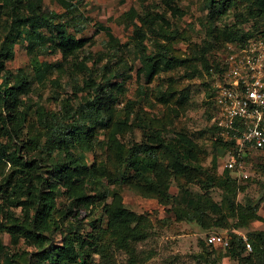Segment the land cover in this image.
<instances>
[{"label": "trees", "instance_id": "16d2710c", "mask_svg": "<svg viewBox=\"0 0 264 264\" xmlns=\"http://www.w3.org/2000/svg\"><path fill=\"white\" fill-rule=\"evenodd\" d=\"M58 1L65 9L64 13L46 8L45 0H0V163H10L9 172L0 180V255L6 247L2 239L5 232L10 234L15 244L24 239L36 245L39 249L35 257L42 262L40 264H87L86 256L91 255L89 251L100 250V239L108 232L123 244L144 238L149 219L125 206L118 190L125 183L144 194L158 193L162 199L173 203L178 219L194 221L202 227L249 228L254 221L264 223L258 202L246 195L242 200L238 199L245 185L239 182L232 169L224 168V176L220 179L211 169L202 171L200 150L187 133L179 131L174 141H167L159 129H155V133L149 135V142H136L126 147L118 138V133L130 125L129 119H117V104L126 93L125 82L112 81L106 72L98 79L93 68H89L85 61H78L86 39L78 37L77 33L85 29L89 18L78 10L79 0ZM211 2L214 9L210 19L213 20V16L225 13L237 0ZM144 9L142 22L155 36L156 50H148L144 42L145 33L138 27L133 41L142 63L139 72L151 80L161 70L181 64L182 59L172 56L173 49L168 45L179 37L180 31L171 29L166 14L170 11L174 16H181L183 12L175 0L153 2L144 5ZM129 14H133V21L139 15L135 7L126 12L127 16ZM243 17V22L253 20V30L244 32L238 23L223 29L212 28L210 33L214 40L211 46L215 43L225 47L228 42L242 46L250 37L262 32L264 0H250ZM100 29L107 33L115 49L122 46L110 26L100 25ZM161 39L165 41L161 42ZM19 43L27 44L34 77L41 82L46 80L53 68L65 67V61L70 59H76L75 63H71L84 75V84L76 83V91L85 93L81 96L75 93L74 96L79 98L76 103H70L69 98L64 99L62 109L58 111L37 105L35 119L28 123L29 129L25 133L30 117L26 108L30 105L22 96L32 91V82L24 68L13 73L6 67ZM52 51H60L63 60L54 64L40 59L41 55ZM106 57L102 55L96 62ZM200 59L212 73L208 57L202 54ZM104 67L109 73L114 69L108 64ZM211 67L216 75L225 69L222 62ZM144 91L141 89L139 93L145 95ZM128 103L133 108L136 101L129 100ZM111 126L113 128L106 142L125 163L123 175L116 179H111L107 167L98 165L95 158L89 163L88 157L100 143L99 130ZM216 139L227 147L233 145L220 136ZM22 149L25 155H22ZM159 150L169 154L167 162L159 156ZM217 160L213 158L212 167H216ZM172 176L184 177L188 182H200L204 191L196 193L183 186L179 194H172ZM105 177L109 178L110 184H118L119 188L102 191ZM216 182L222 189L220 201L213 198L209 188ZM89 190L96 193H88ZM60 192L71 199L72 204L66 209L58 207ZM110 193L113 200L108 202ZM261 201H264V195ZM100 206L106 213V223L102 224V217L94 219L92 228L96 233L86 232L84 235L77 225L65 233L56 222L60 212L59 216L64 217L66 213L74 214L77 209H96ZM17 208H21L22 216L17 214ZM55 229L63 233V241L50 245L47 233ZM229 236L230 244L224 247L226 251L222 256L235 258L243 264H264V228L249 231L247 237L252 243V250L246 249L245 240L239 233L231 231ZM217 260L210 259V264H217Z\"/></svg>", "mask_w": 264, "mask_h": 264}, {"label": "rangeland", "instance_id": "374dc122", "mask_svg": "<svg viewBox=\"0 0 264 264\" xmlns=\"http://www.w3.org/2000/svg\"><path fill=\"white\" fill-rule=\"evenodd\" d=\"M153 2L160 3L161 0H79L78 10L89 20L85 29L77 33L78 37L86 39V45L77 59L85 61L89 68H93L98 79L106 72L112 81L125 82L126 93L117 104V119H129L130 125L118 133V138L126 147L136 142H149V135L155 133V129H159L167 141H174L179 131L187 133L200 150L202 171L211 169L220 179L224 176V158L233 145L227 147L216 139L220 112L214 98V84L218 76L213 74L211 65L223 63L226 50L222 45L215 43L211 46L214 38L210 31L216 27L223 29L232 23L240 24L244 32L253 30V20L243 22V13H246L250 0H237L228 11L213 16V20L210 19V13L214 9L211 0H175V4L182 9V15L174 16L169 11L166 17L170 20L171 29H178L180 35L167 43L173 49L172 56L182 59L181 64L169 70H161L154 78L148 80L139 72L142 63L138 59L133 37L138 27L145 33L144 42L148 50H156L155 36L149 32L147 24L142 22L144 5ZM45 6L59 13L65 11L58 0H45ZM131 7H135L139 14L134 21L133 14L126 15ZM160 11H163L162 7ZM100 25L111 27L113 34L122 44L120 48L115 49V46L110 44L107 33L100 29ZM202 54L210 60L212 73L201 61ZM102 55L107 57L96 62ZM40 59L55 64L63 60V55L60 51H52L41 55ZM75 60L65 61V67L53 68L48 72L46 80L41 82L34 77L27 44L19 43L15 46L14 57L7 61L6 67L13 73L19 68H24L32 82V91L22 96L31 108H26L30 117L24 133L29 129L28 123L35 119L34 111L37 105L58 111L62 109L64 99L66 101L69 98L70 103H76L79 98L74 96L75 93L79 96L85 93L81 90L76 91V83L84 84V75L71 63H75ZM105 64L113 66L111 74L105 69ZM141 89L145 90V95L139 93ZM129 100L136 101L133 108L128 103ZM112 128L113 126L99 130L100 143L88 157L89 163L95 158L98 165L107 167L111 179H116L123 175L125 163L106 142ZM21 153L25 155V150L22 149ZM158 154L165 162L170 159L169 154L163 150H159ZM214 157L218 158L216 167H212ZM239 158L244 161V168L233 170L232 173L245 185V190L239 193L238 199L242 200L245 195L251 197L259 203V211L264 215V201L259 202L264 195V162L261 153L255 149H248L239 155ZM9 169L10 163H0V180L6 176ZM103 182L102 191L119 188L118 184H110L107 177ZM183 186L196 193L204 191L200 182H188L184 177L172 176L170 183L172 194H179ZM209 188L213 198L220 201L222 189L218 182L209 185ZM118 190L122 194L125 206L149 219L146 236L123 244L112 238L110 232L105 233L100 239L101 244L98 247L100 250L91 249L89 251L91 255L86 256L87 264H210V259L214 258L218 259L217 264H243L235 258L222 256L226 248L209 243L208 234L221 232L230 237L229 233L233 231L248 236L249 231L264 228L261 221H254L249 228L202 227L197 222L178 219L173 203L162 199L158 193L144 194L127 183L120 185ZM88 193L95 194L96 191L89 190ZM57 198L59 208L66 209L72 204L71 199L62 192ZM112 200L113 194L110 193L107 201ZM16 211L22 216L21 208H17ZM59 215L56 222L65 233L76 225L84 235L86 232L96 233L92 228V221L98 217H102V224L106 223V213L102 206L96 209H77L74 210V214L66 213L64 217ZM47 235L51 241L50 245L63 241V233L60 230L55 229ZM2 239L6 247L0 255V264L42 263L35 257L39 249L36 245H31L24 239L15 244L7 232L2 233Z\"/></svg>", "mask_w": 264, "mask_h": 264}, {"label": "built area", "instance_id": "2783aa9c", "mask_svg": "<svg viewBox=\"0 0 264 264\" xmlns=\"http://www.w3.org/2000/svg\"><path fill=\"white\" fill-rule=\"evenodd\" d=\"M225 50V69L214 84L220 112L216 138L220 136L233 144L223 167L242 170L244 161L239 155L247 149L259 151L264 161V26L244 45L228 42ZM241 236L246 249L252 250L247 235ZM207 240L222 247L230 244L228 236L221 232L208 234Z\"/></svg>", "mask_w": 264, "mask_h": 264}]
</instances>
